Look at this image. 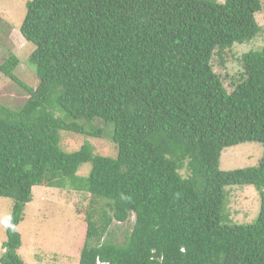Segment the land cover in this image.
Listing matches in <instances>:
<instances>
[{
    "label": "trees",
    "instance_id": "obj_1",
    "mask_svg": "<svg viewBox=\"0 0 264 264\" xmlns=\"http://www.w3.org/2000/svg\"><path fill=\"white\" fill-rule=\"evenodd\" d=\"M259 11L260 0L27 1L20 33L39 83L13 74L14 55L0 65L27 95L20 109L0 103V197L13 200L0 264H37L17 231L34 185L96 197L79 264H264V45L241 55L229 92L211 63L256 38ZM96 118L116 157L88 141L61 148L62 132L100 137L84 127ZM244 142L262 144L257 164L222 170V150ZM232 186L256 190L252 222L229 219ZM128 220L122 243L105 238Z\"/></svg>",
    "mask_w": 264,
    "mask_h": 264
},
{
    "label": "rangeland",
    "instance_id": "obj_2",
    "mask_svg": "<svg viewBox=\"0 0 264 264\" xmlns=\"http://www.w3.org/2000/svg\"><path fill=\"white\" fill-rule=\"evenodd\" d=\"M27 1L29 0H0V65L9 56H16L18 64L13 70V74L34 88L38 85L39 78L28 58L35 47L32 43L26 42L20 33V25L26 12ZM260 3L261 11L256 14V20L262 31L258 33L256 38L247 43H236L231 48L226 49L223 55V63L217 55H214L211 60L214 72L219 75L228 92L233 89L232 80L238 77L243 70L239 61L241 55L250 49H260L264 45V0H260ZM26 99L27 95L23 88L0 71V103L12 109H20ZM84 127L87 130L99 129L100 137L62 132L60 146L64 151L77 150L84 141H88L92 144L95 154L116 156L117 149L111 141L110 126L96 118L92 123L84 124ZM262 151L263 146L259 142H244L226 147L221 152L219 166L222 170H229L256 165ZM81 167H86L89 170V164H83ZM79 172L80 175L87 174L85 169H80ZM226 193L228 194L226 208L229 211V219L236 223L252 222L259 211V200L254 187H227ZM95 202L96 197L87 192L46 187L45 185L33 187L32 201L25 205L24 220L17 225V231L21 234L25 245V249L19 253L22 259L25 260L27 257V262L31 259L40 264L38 262L47 261L45 256L47 254L52 256L54 251L58 255H55L57 258L53 264H77L78 260L74 259L75 253H71L70 257L66 256L62 262V254L60 253L63 250L70 251L68 242H71V231L78 229L79 233L82 226L85 227V221H79L81 219L77 217V213L81 214L83 218L88 213L95 215V217L98 215L92 212L93 205L96 208L99 207ZM12 204L11 198L0 197V255L2 254L1 243L6 237V221L11 213ZM129 220L125 223L112 222L105 238L109 241L122 243L127 232L130 231L131 221ZM74 239H79L76 241V247H79L80 250L83 238Z\"/></svg>",
    "mask_w": 264,
    "mask_h": 264
},
{
    "label": "clouds",
    "instance_id": "obj_3",
    "mask_svg": "<svg viewBox=\"0 0 264 264\" xmlns=\"http://www.w3.org/2000/svg\"><path fill=\"white\" fill-rule=\"evenodd\" d=\"M85 124V123H84ZM93 131H95V129L93 130ZM117 154V153H116ZM116 157V156H115ZM229 170H231V169H229ZM80 171V170H79ZM79 171H77V174L78 175H80L79 173ZM85 175H87V174H85ZM85 175H81V176H85ZM36 186H39V185H34V186H32L31 187V201H32V188L33 187H36ZM46 186V185H45ZM46 187H49V186H46ZM61 189V188H60ZM89 195H90V193H88ZM29 203V202H28ZM26 205H27V203H26ZM77 213V212H76ZM77 217L79 218V219H81V220H79V221H81V222H84L85 221V218H83L82 217V215L81 214H78L77 213ZM23 220H24V218H23ZM22 220V221H23ZM84 220V221H83ZM79 221H76V222H79ZM81 222H79V223H81ZM113 222H115V221H113ZM116 223H119V222H116ZM80 230H81V228H80ZM77 231V232H76ZM86 222H85V227H84V225L82 226V230H81V232H79L78 233V229L77 230H75V231H71V233H70V243L68 242V245H69V249H70V251L69 252H71V253H78V258H77V260H78V263L77 264H79V257H80V251H79V247H76V241H78L79 239H74V238H83V241H84V237H85V234H86ZM85 232V233H84ZM82 246H83V243H82ZM81 246V247H82ZM2 250V253L4 252V249H1ZM1 256V255H0ZM94 264H109V263H106L105 261H102V260H100L99 258H96V260H95V263Z\"/></svg>",
    "mask_w": 264,
    "mask_h": 264
},
{
    "label": "crops",
    "instance_id": "obj_4",
    "mask_svg": "<svg viewBox=\"0 0 264 264\" xmlns=\"http://www.w3.org/2000/svg\"><path fill=\"white\" fill-rule=\"evenodd\" d=\"M53 251V250H52ZM57 253H55L54 251H53V257L52 256H49L48 255V257H49V263L48 264H53V262L56 260V258H57V256H55ZM60 254H62V260H61V262L65 259V257L67 256V257H70V255H72L71 254V252H69V251H65V250H63ZM58 255V254H57ZM77 255H78V253L76 252L75 254H74V259H76L77 260ZM54 258V259H53ZM60 258H61V256H60ZM73 264V263H72Z\"/></svg>",
    "mask_w": 264,
    "mask_h": 264
}]
</instances>
